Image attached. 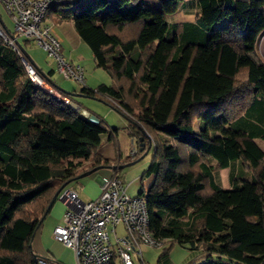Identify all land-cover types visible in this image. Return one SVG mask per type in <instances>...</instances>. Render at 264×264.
Returning a JSON list of instances; mask_svg holds the SVG:
<instances>
[{
	"label": "trees",
	"instance_id": "16d2710c",
	"mask_svg": "<svg viewBox=\"0 0 264 264\" xmlns=\"http://www.w3.org/2000/svg\"><path fill=\"white\" fill-rule=\"evenodd\" d=\"M184 1L84 0L54 9L50 22L73 20L113 79L79 92L59 88L67 105L35 87L0 38V264L55 261L34 253L35 235L65 189L111 166L99 155L101 139L118 130L83 116L74 94L114 108L137 143L142 130L151 136L144 178L154 180L138 196L164 247L159 260L179 246L192 253L186 264H264V151L232 126L264 97V0H192L195 23L170 25ZM18 43L26 52L28 40ZM53 74H44L52 84ZM235 161L253 178L224 190L214 172Z\"/></svg>",
	"mask_w": 264,
	"mask_h": 264
},
{
	"label": "built area",
	"instance_id": "2783aa9c",
	"mask_svg": "<svg viewBox=\"0 0 264 264\" xmlns=\"http://www.w3.org/2000/svg\"><path fill=\"white\" fill-rule=\"evenodd\" d=\"M81 1L84 0H0L15 29L12 35L0 23V38L19 54L31 83L64 105L70 103V98L62 94L24 55L18 38L33 39L55 60L57 71L64 80L85 86L84 67L62 54L63 41L56 25L46 21L54 9ZM82 114L89 117L84 111ZM58 202L66 206V211L62 225L54 229L53 236L74 252L76 264H114L116 260L120 264H136L132 255L136 253L142 261V246L162 247L150 233L145 199L129 195L117 174L102 179L100 195L95 200L84 202L68 188L59 195ZM120 226L124 227V235L118 233ZM111 234L115 236L114 244ZM36 264L58 263L41 257Z\"/></svg>",
	"mask_w": 264,
	"mask_h": 264
},
{
	"label": "crops",
	"instance_id": "0c3cea01",
	"mask_svg": "<svg viewBox=\"0 0 264 264\" xmlns=\"http://www.w3.org/2000/svg\"><path fill=\"white\" fill-rule=\"evenodd\" d=\"M196 13H197L196 2L192 0H185L181 6L180 12L177 13L176 15L168 17L169 24L170 25L171 24L185 25V24L195 23ZM49 21L50 20H48V22ZM0 23L1 24L5 23L2 16H0ZM66 24H68L67 27H65ZM59 28L61 29V31H59ZM56 31L63 41V45H62L63 47L65 46V42L69 40L72 44H75L76 47L79 44H81V42H83L75 30L73 20H69L68 22H64L60 25H56ZM78 64L81 65L80 62H78ZM38 67H37L38 70L41 73H43L42 67L41 66H38ZM87 87L94 89L98 86H92V87L87 86ZM56 88L58 87L56 86ZM75 98H76V102L82 107V112L84 111L88 115L95 113L93 111H96V110H93V111L89 110V109H93V108H90L89 103H86L84 101L80 102L79 100H77L83 97H75ZM247 112L243 115L241 120L234 122L232 126H235V128L247 134L252 135L253 140L264 151V97H259L257 102L252 104V106ZM106 123L110 128L117 129L118 132H119L118 127H120L121 130L125 129V131H127L129 134V131H128L129 122L124 116H123V123L117 127L111 124L110 122H106ZM195 126H201L200 122H196ZM129 137L131 138L130 144L126 137H124V139L120 138L119 133L113 136H111V133H107L102 136V139H101L102 144L99 150V155L104 160L110 161L111 166L109 168L101 169L97 171L96 173L92 174L91 176L80 179L77 182L79 190L71 189L78 194L79 198L82 201L89 202V201H92L98 198V196L100 195L101 184H102L103 178H110L114 176L115 174L119 176V172L121 170H118V171L115 170L114 169L115 166H123V165L128 164L127 161H137L138 160L137 157L140 152H139L138 147L136 146L137 143L130 136V134H129ZM134 150H135V154L133 155L132 152ZM152 160L153 159L151 158H146L143 161H152ZM149 166H150V162L147 163L144 167H142V169H146V168L147 169L145 171L141 170L144 172L142 175L140 174L141 175L140 183L143 184L144 180H146L147 182L146 184H148L147 186L143 185L144 187H146L145 191L149 189V187L152 185L153 180H154L153 176L144 178V174L148 170ZM252 178H253V174L249 170L244 168V166L242 165L240 161H235L229 167L220 169L214 172L215 183L224 190H232L234 188L233 179L251 181ZM126 190H127V193L131 196H138L140 194V193L137 195L130 194L127 187H126ZM57 203L54 206L51 213L45 219L41 230L35 235L32 248L35 254L52 258L58 264H62L61 260H62L64 251H61L58 246H55L53 242H50V237H52L53 240L57 242L54 239L53 232L57 226L62 225L63 217L66 211L65 205L59 202ZM59 244L62 247L64 246L61 243ZM63 248L66 249L67 247L64 246ZM67 249L69 250V248ZM182 249H184V251L187 250L185 248H182ZM191 257L192 255L187 256V259L185 258V262H183L182 264H186L190 260ZM165 259L166 260L164 261L163 264H175V262L172 260V258H169V256L165 257ZM143 262L144 261L142 258V263Z\"/></svg>",
	"mask_w": 264,
	"mask_h": 264
},
{
	"label": "rangeland",
	"instance_id": "374dc122",
	"mask_svg": "<svg viewBox=\"0 0 264 264\" xmlns=\"http://www.w3.org/2000/svg\"><path fill=\"white\" fill-rule=\"evenodd\" d=\"M0 15L2 16L8 30L12 33H15L14 23L11 20V18L7 15V13L5 12V10L1 4H0ZM48 20H46V21H48ZM228 22H229L228 18L222 19L220 22H218L216 24L215 29L225 27ZM168 23H169V20H168ZM67 26H68V24L65 25V27H67ZM59 31H61L60 28H59ZM24 39L28 40V44L26 45V53L34 61L36 66L37 67L41 66L44 74H49L52 71L54 72V74L51 76V80L55 86H57L58 88L66 91V92H71V93L73 91L78 92L81 90V88L83 86H81L75 82H71V81H67V80L63 79V77L57 71V64H56L55 60L53 58L49 57L47 55V53L42 48H40L33 39H27V38L19 37V40L21 42H23ZM72 45H73V47H72ZM62 54L67 59H70L71 61L74 60L73 61L74 63H78V62L81 63V65L84 67L87 86L92 87V86H99L101 84H105L108 86L113 85V79L111 78L109 73L96 66L95 61L93 59V54L91 52V49L84 42H81V44H79L76 47V45L72 44L70 42V40L66 41L65 46L64 47L62 46ZM77 100H79L80 102L84 101L86 103H89L90 108H93V109H89V110L90 111L96 110V111H93L96 114L95 113H92V114L98 116L99 118L104 120V122H110L111 124H113L116 127L123 123V116L120 115L119 113H117L116 110H114V108H112L110 105H108L104 102L98 101V100L90 99V98H80ZM118 129H119V132H118L119 137L123 138V139H124V137H126L128 139L129 144H130L131 138L129 137L128 132L125 131V129L121 130L120 127H118ZM195 131L198 133L201 131L199 126H195ZM136 143H137V141H136ZM136 146L138 147V143L136 144ZM154 153H155V149L152 148V150L149 152V154L143 160H145L146 158L153 159ZM143 160L139 161L134 166L125 168L119 172V177L123 181L124 185L128 188V191L130 194L137 195L142 190L145 191L146 187H144V186L148 185V184H146L147 183L146 180H144L143 184L140 183V178H141V175L143 174V172L147 169V168L142 169V167H144L149 162L151 163V161H143ZM127 162L129 164L133 161H127ZM141 170H144V171H141ZM77 184H78L77 182H74L70 186V189H76V190L78 189L79 190V187ZM124 232H125L124 227L120 226L118 228V233L119 234L122 233L121 235H124L123 234ZM111 238H112V242L114 244L115 243L114 234H111ZM50 242H53V244L55 246H58L61 251H64L63 257L61 260L62 264H76L74 252H72L70 249L68 250L67 248H66L67 250L64 249L63 248L64 246L62 247L58 242H55L52 237H50ZM141 249H142V253H143L142 254L143 261L145 262V264H163L164 261L166 260L165 258H163L162 260H159L161 254L164 250V247L148 248V247L142 246ZM189 255L190 256L192 255V253L190 251H187V250L184 251V249H182L181 247L175 246L171 250V252L169 253V258H172V260L175 262V264H182L183 262H185V258L187 259V256H189ZM132 257H133V260L135 261L136 264H143L144 263V262L142 263L140 257L136 253H133ZM114 264H120V262L118 260H116Z\"/></svg>",
	"mask_w": 264,
	"mask_h": 264
},
{
	"label": "water",
	"instance_id": "95a60500",
	"mask_svg": "<svg viewBox=\"0 0 264 264\" xmlns=\"http://www.w3.org/2000/svg\"><path fill=\"white\" fill-rule=\"evenodd\" d=\"M18 45H20L18 43ZM22 49V48H21ZM259 50L260 53L262 55V57L264 58V36L262 37L260 44H259ZM22 52L24 53V55L34 63V61L30 58V56L24 51V49H22ZM35 64V63H34ZM43 76H45L43 73H41ZM75 97H84L81 94H74ZM91 121L94 122H98V118L95 115H91L90 117ZM145 140H147V143L145 142ZM153 147V141L150 137V135H148L144 130H142V137L138 140V149L140 153H143L142 156L137 160V161H133L129 164L123 165V166H115L114 169L115 170H123L125 168L131 167L133 165H135L137 162H139L140 160H142L144 157H146L148 155V153L150 152L151 148ZM103 169V167H98V168H94L84 174H82L79 179H83L85 177L91 176L92 174L96 173L97 171ZM58 194L54 197L53 202H55L57 200Z\"/></svg>",
	"mask_w": 264,
	"mask_h": 264
}]
</instances>
